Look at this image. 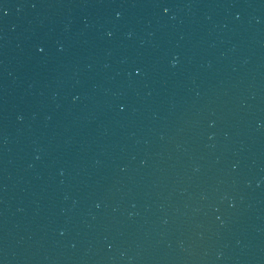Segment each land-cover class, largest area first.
Masks as SVG:
<instances>
[{
    "label": "water",
    "instance_id": "obj_1",
    "mask_svg": "<svg viewBox=\"0 0 264 264\" xmlns=\"http://www.w3.org/2000/svg\"><path fill=\"white\" fill-rule=\"evenodd\" d=\"M0 264H264V0H0Z\"/></svg>",
    "mask_w": 264,
    "mask_h": 264
}]
</instances>
